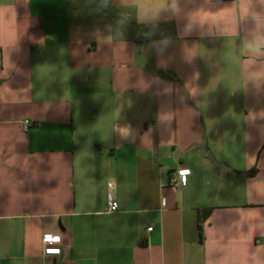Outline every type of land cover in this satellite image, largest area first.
I'll return each instance as SVG.
<instances>
[{
    "label": "crops",
    "instance_id": "1",
    "mask_svg": "<svg viewBox=\"0 0 264 264\" xmlns=\"http://www.w3.org/2000/svg\"><path fill=\"white\" fill-rule=\"evenodd\" d=\"M0 264H264V0H0Z\"/></svg>",
    "mask_w": 264,
    "mask_h": 264
},
{
    "label": "built area",
    "instance_id": "2",
    "mask_svg": "<svg viewBox=\"0 0 264 264\" xmlns=\"http://www.w3.org/2000/svg\"><path fill=\"white\" fill-rule=\"evenodd\" d=\"M30 126L29 121H24L23 127L27 129ZM189 170H179L176 173L175 177H172L169 182V186L173 188H177L179 185H183L185 183V177L188 174ZM118 209V203L115 198L108 196L106 201V212L114 213ZM151 231V228L147 229ZM47 237H52L53 239L49 240ZM59 238L58 240L56 238ZM42 254L44 257L50 256H61L62 251L60 248V237L58 235H45L42 237ZM58 250V251H54Z\"/></svg>",
    "mask_w": 264,
    "mask_h": 264
},
{
    "label": "clouds",
    "instance_id": "3",
    "mask_svg": "<svg viewBox=\"0 0 264 264\" xmlns=\"http://www.w3.org/2000/svg\"><path fill=\"white\" fill-rule=\"evenodd\" d=\"M131 3L143 14H158L166 8V0H131ZM175 4L176 0H172L173 7Z\"/></svg>",
    "mask_w": 264,
    "mask_h": 264
},
{
    "label": "trees",
    "instance_id": "4",
    "mask_svg": "<svg viewBox=\"0 0 264 264\" xmlns=\"http://www.w3.org/2000/svg\"><path fill=\"white\" fill-rule=\"evenodd\" d=\"M224 166H229L226 163H223ZM231 174L233 175H238L240 174L239 172L235 171V170H231ZM209 211H206V214L204 216L201 217V215L199 214L198 216V231L201 232L202 229V222L205 220V218L207 217Z\"/></svg>",
    "mask_w": 264,
    "mask_h": 264
},
{
    "label": "snow or ice",
    "instance_id": "5",
    "mask_svg": "<svg viewBox=\"0 0 264 264\" xmlns=\"http://www.w3.org/2000/svg\"><path fill=\"white\" fill-rule=\"evenodd\" d=\"M47 239L51 240L53 238L52 237H47ZM56 239L58 240L59 238L57 237ZM54 251H58V250H54Z\"/></svg>",
    "mask_w": 264,
    "mask_h": 264
}]
</instances>
